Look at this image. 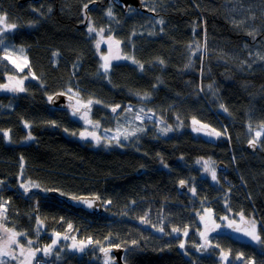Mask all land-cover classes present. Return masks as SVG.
<instances>
[{"label":"trees","instance_id":"1","mask_svg":"<svg viewBox=\"0 0 264 264\" xmlns=\"http://www.w3.org/2000/svg\"><path fill=\"white\" fill-rule=\"evenodd\" d=\"M142 2L147 12L124 14L110 0H0L16 26L7 39L24 49L32 76L23 94L0 93V226L22 234L27 251L28 240L33 251L56 241L33 264H104L101 247L123 248L125 264H234L228 258L238 254L264 264V245L235 231L254 220L264 240V136L255 154L247 149L264 126V0ZM89 23L127 57L108 72ZM204 45L205 68L186 73L189 53ZM70 90L102 130L119 126L111 106L129 104L180 131L93 148L74 137L83 126L70 110L49 105ZM201 159L226 166L217 182L203 176ZM180 178L196 179L195 192ZM50 191L98 197L110 203L108 216L75 210Z\"/></svg>","mask_w":264,"mask_h":264},{"label":"rangeland","instance_id":"2","mask_svg":"<svg viewBox=\"0 0 264 264\" xmlns=\"http://www.w3.org/2000/svg\"><path fill=\"white\" fill-rule=\"evenodd\" d=\"M6 15H2L0 13V70L1 75L3 76L4 83L0 85V93H3L4 95H20L25 92L26 84L31 81L32 76L28 75L27 69L29 68L28 64V58L25 54L24 49L19 48L15 46L12 42L8 41V36L14 33V30H16V26L12 27L11 22H9L6 17ZM26 26L29 27V25L26 24ZM89 28H93L91 26V23L87 26V31L89 35L94 39V45L96 52L98 53L102 66L107 63L108 65V71L110 70V67L112 64L117 62H123L126 59L123 57L120 49L119 43L114 38H107L105 37L104 33L102 31H98L95 29V31L90 32ZM94 29V28H93ZM99 43V48H97V44ZM109 46H111V50H109ZM207 50L205 48V45L203 46V49H195L189 53L188 57V63L186 65V68L184 71L186 73L193 74V71H195L197 68L201 70L202 68H205L206 62L205 57H207ZM250 55V54H249ZM7 57V58H6ZM105 57H107V60H105ZM204 59V60H203ZM251 65H253V62L249 61L247 62ZM103 72L105 73L104 67H102ZM107 71V72H108ZM199 76L204 75L203 72L199 73ZM202 82H200L199 85L195 87V90H202ZM209 84V83H208ZM209 87V85L207 86ZM206 87V88H207ZM23 89V90H21ZM202 92H200L201 94ZM67 95L75 97V103L68 105L67 109L71 111L73 117L78 120L82 126L83 129L78 132L74 137L78 138L79 140L83 142H90L91 146L93 148H101L108 145H119V141L123 139L126 141L131 136H136L138 138L144 136L147 131H150V133H154L155 137H165L170 134H172L175 130L180 131L181 126L177 123L173 126H169L166 124V122L162 121L159 117L156 116L154 112H147L143 107L133 108L131 105L127 104L126 108L124 110L121 109V106H116V111H113L114 107H110L114 118L116 122L118 123V127L115 131H105L102 130L99 124L95 123L91 116V109L89 111H84L80 115H76L72 112L73 108L80 109L83 105L87 103H83L76 92L70 90L67 92ZM194 95L193 99H196ZM143 109V111H141ZM193 122L196 123L197 120L193 119ZM192 130L196 131V125H191ZM161 129H164L165 131H161ZM261 132V135L259 137L256 136V132ZM253 137L251 138L250 142L255 141L258 145V141L261 140V138L264 136V126L262 127H256V129L252 132ZM95 137V138H94ZM125 137H127L125 139ZM32 138H27L24 143L31 141ZM105 145V146H104ZM259 147V146H258ZM203 160L202 168L204 170L203 176L209 178L213 182L218 181V164H216L211 159L205 160L208 162V165H205V161ZM210 167L212 170L216 173V180L212 179L210 171H206L205 168ZM187 178H190L189 176H186ZM185 179V178H184ZM178 179L176 182L178 185L181 186V181L184 182L185 185L192 184L193 188L196 187V179L192 178L194 182L187 181V179ZM25 185V183L21 184ZM28 186V185H27ZM186 187V186H185ZM191 187V186H189ZM254 221V220H251ZM250 221V222H251ZM255 222V221H254ZM203 230L209 231L212 229L211 227H208L209 224H203ZM255 228H257V224L255 222ZM258 230V229H257ZM14 231L8 230L7 232L3 227L0 226V237H3L7 239ZM258 233V232H257ZM207 234V233H204ZM203 238V236H202ZM16 239L22 244V236L17 235ZM59 238H57L58 240ZM205 241V238H203ZM251 240L250 238H248ZM23 245V244H22ZM24 246V245H23ZM77 246L80 249L81 244H77ZM0 248H5L7 251H13L18 255L17 261L14 262V264H21V261H23V264H33L32 258H29L28 251L26 249V246H24L25 252L23 256H19V248L16 247V245L6 246L4 244V240H0ZM243 259H236V257L241 256ZM113 256H107V264H113L114 257ZM230 261H234V264H243L244 260L251 259L248 255L238 254L234 256L233 258H230ZM0 259L6 260L8 264L12 262L13 259H10V257L7 256H0ZM104 262H106L104 257ZM253 261V260H252ZM105 264V263H104ZM227 264V262H226Z\"/></svg>","mask_w":264,"mask_h":264},{"label":"water","instance_id":"3","mask_svg":"<svg viewBox=\"0 0 264 264\" xmlns=\"http://www.w3.org/2000/svg\"><path fill=\"white\" fill-rule=\"evenodd\" d=\"M112 4L119 10H121L124 14H129L132 9L136 11H144L147 12L146 9H144V4L142 0H110ZM75 103V97L67 95V94H56L52 97V99L49 101L50 107L63 109L67 108L68 105ZM91 108L90 106H82L80 109L73 108V112L76 115L82 114L84 111H89ZM117 110V109H116ZM247 149L252 154H255L258 151V145L257 143H249L247 145ZM218 169L220 171H224L226 169V166L222 163L218 165ZM182 190H185V186H182ZM33 189L30 191H27L26 194L32 193ZM39 195H44L45 192L40 189L37 191ZM50 197L56 198L64 202L67 206L78 210V211H84L90 215H93L98 218H105L108 216L106 207L108 205H105L98 197L93 196H82V197H71L64 194H61L57 191H50L48 193ZM75 198V199H74ZM84 201H88V203L92 204V207L88 206V203H85ZM108 249V255L115 256V261L117 264H125L123 261V255H124V249L119 247H110L106 248ZM101 257H105V253L101 251L100 253Z\"/></svg>","mask_w":264,"mask_h":264},{"label":"snow or ice","instance_id":"4","mask_svg":"<svg viewBox=\"0 0 264 264\" xmlns=\"http://www.w3.org/2000/svg\"><path fill=\"white\" fill-rule=\"evenodd\" d=\"M85 7H86V6H85ZM108 15H109V16L111 15V11H109ZM161 23H162V22H161ZM12 27H15V25H12ZM89 31H90V32H93V31H95V29H93V28H89ZM101 31H103V30H101ZM117 43H119V42L117 41ZM97 48H99V43L97 44ZM109 50H111V46H109ZM6 58H7V57H6ZM125 59H127V57H125ZM105 60H107V57H105ZM133 62L136 63V61H133ZM161 63H163V61H161ZM102 67H104L105 72L108 71V65H107V63H106L105 65H103ZM140 68L143 69V65H140ZM21 90H23V89H21ZM51 99H52V97H49V100H51ZM113 111L115 112V111H116V108H113ZM141 111H143V109H141ZM161 131L163 132V131H165V130H164V129H161ZM216 134L219 135V133H216ZM260 135H261V132H259V131L256 132V136H257V137H259ZM94 138H95V137H94ZM126 138H127V137H125V139H126ZM254 142H255V141H253V143H254ZM204 163H205L206 166L208 165V162H207V161H205ZM205 170H206V171H210L211 176H212V179H213V180H216V173H215L214 170H212L210 167H206ZM180 183H181V185L184 184L183 181H181ZM22 187L25 188V191H26V192L29 191V188H28L27 185H22ZM191 190H192L193 192H195V189H191ZM74 199H75V198H74ZM84 202H85V203H88V201H84ZM88 206H89V207H92V204H91V203H88ZM240 216H241V220H243L244 217H243V214H242V213L240 214ZM222 219H227V217H222ZM250 223H251V227H250V228H248V229H241V228L237 227V228H235V231H237V232H241V231H243V234H244L245 236L249 237L251 240L255 241L257 244H262V245H264V240L261 239V236H260V235L257 233V231H256V228H255V222H254V221H251ZM69 227H71V225H69ZM158 230L162 231V229H158ZM5 231L7 232L8 230L5 229ZM173 231H177V232H178L179 229H173ZM17 235H22V234H17V233H15V232H13L9 237H7V239H5V238H3V237H0V240H4V244H5L6 246L16 245V247L19 248V250H20V251H19V256H23V255H24V252H25V249H24V246H23V245H22V244L16 239ZM57 235H58V234H57ZM184 235H187V232H185ZM201 235L203 236L204 234L201 233ZM64 239H68V237L65 236ZM205 243H208V241H207L206 238H205ZM32 244H33V241H31V240H28V241H27V245H28V255H29V257H31V258H35L36 251H43V252H44V255H48L49 252L51 251L52 247L56 244V241L54 240V241L52 242V245L47 246L46 248H44V249H42V250H41V249H36L35 251L32 250V247H31ZM133 244H135V242H133ZM180 247L183 248V247H184V244L181 243V244H180ZM202 247H203V245H202ZM79 250H80V251H83V247H80ZM100 250L103 251V252L105 253V257H106V262H105V264H107V254H108V251H109V250L106 249V248H103V247H101ZM0 256H7V257H10V259H13V260H16V259L19 258L18 255H17L15 252H13V251H7V250H5V248H0ZM236 259H241V260H242L243 257H242V255H241V256L236 257ZM0 264H8V262H7L6 260L0 259ZM21 264H23V261H21ZM29 264H30V262H29ZM243 264H254V261H252L251 259H249V260H244Z\"/></svg>","mask_w":264,"mask_h":264},{"label":"built area","instance_id":"5","mask_svg":"<svg viewBox=\"0 0 264 264\" xmlns=\"http://www.w3.org/2000/svg\"><path fill=\"white\" fill-rule=\"evenodd\" d=\"M89 243H90V241H89Z\"/></svg>","mask_w":264,"mask_h":264}]
</instances>
